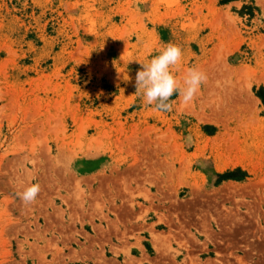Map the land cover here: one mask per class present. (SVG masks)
Listing matches in <instances>:
<instances>
[{"label":"rangeland","instance_id":"1","mask_svg":"<svg viewBox=\"0 0 264 264\" xmlns=\"http://www.w3.org/2000/svg\"><path fill=\"white\" fill-rule=\"evenodd\" d=\"M261 93L264 0H0V264H264Z\"/></svg>","mask_w":264,"mask_h":264},{"label":"clouds","instance_id":"2","mask_svg":"<svg viewBox=\"0 0 264 264\" xmlns=\"http://www.w3.org/2000/svg\"><path fill=\"white\" fill-rule=\"evenodd\" d=\"M183 57V50L177 44L169 43L163 47L158 55L146 62H141L142 70L137 73V92H142L146 104L155 105L157 110H171L172 97L179 95L184 104L192 102L201 86L207 80V75L197 67L189 68L183 81L177 79ZM41 186L33 183L19 193L25 204L36 201Z\"/></svg>","mask_w":264,"mask_h":264},{"label":"trees","instance_id":"3","mask_svg":"<svg viewBox=\"0 0 264 264\" xmlns=\"http://www.w3.org/2000/svg\"><path fill=\"white\" fill-rule=\"evenodd\" d=\"M259 97L261 98V100L264 102V94L263 93H261L260 95H259Z\"/></svg>","mask_w":264,"mask_h":264},{"label":"bare ground","instance_id":"4","mask_svg":"<svg viewBox=\"0 0 264 264\" xmlns=\"http://www.w3.org/2000/svg\"><path fill=\"white\" fill-rule=\"evenodd\" d=\"M194 155H195V154H194ZM220 167H221V166H220ZM216 168H217V167H216ZM223 168H224V167H223ZM218 170H219V169H218ZM218 170H217V171H218ZM221 170H222V169H221ZM221 170H220V171H221Z\"/></svg>","mask_w":264,"mask_h":264}]
</instances>
